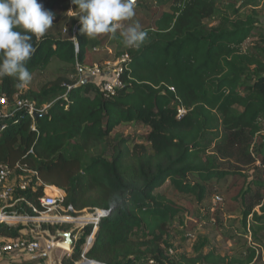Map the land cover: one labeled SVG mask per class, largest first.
I'll list each match as a JSON object with an SVG mask.
<instances>
[{
	"label": "trees",
	"instance_id": "trees-1",
	"mask_svg": "<svg viewBox=\"0 0 264 264\" xmlns=\"http://www.w3.org/2000/svg\"><path fill=\"white\" fill-rule=\"evenodd\" d=\"M38 2L56 14L54 21L65 11L74 14L66 35L51 25L35 42L29 71L43 72L58 59L77 78L60 76L38 90L16 89L12 78L0 79V94L12 110L19 95L47 111L35 118L15 110L0 118L6 125L0 164L37 173L25 194L35 206L44 195L38 177L63 189L66 207L110 210L85 253L91 226L61 264H82L83 254L99 264H258L253 246L235 256L210 250L176 259L164 240H173L177 227L195 229L192 216H200L169 190L204 209L216 191L233 190L244 228L252 222L253 242L264 247L258 236L264 231V24L253 8L260 0H136L134 16L116 34L94 39L80 33L71 0ZM137 23L147 38L139 49L126 48L119 33ZM102 44L110 61L127 55L121 86L109 96L103 76L84 75L94 65L90 52ZM127 124L147 132H117ZM141 137L148 148L138 144ZM21 207L24 202L16 204ZM23 228L0 224V235L25 237Z\"/></svg>",
	"mask_w": 264,
	"mask_h": 264
},
{
	"label": "built area",
	"instance_id": "built-area-1",
	"mask_svg": "<svg viewBox=\"0 0 264 264\" xmlns=\"http://www.w3.org/2000/svg\"><path fill=\"white\" fill-rule=\"evenodd\" d=\"M135 3L136 0H134ZM70 14L73 15L74 13L70 11ZM63 32L68 33L66 27ZM74 34L75 30L72 35L73 40H75ZM126 59L127 55L116 61H110L106 64V69L99 64L87 66L85 67L84 75L89 78L103 76L102 89L104 93L108 96L113 95L117 88L121 86L122 62ZM0 106H10L4 95L0 96ZM15 110H25L32 117H34L35 112H40V110L35 108L33 102L18 95L15 98L13 110L10 108L7 113L0 112V118L8 116ZM182 112L183 110H180V114ZM5 127V123L1 122L0 119V131ZM34 175L37 176L35 171H31L21 164H17L15 167L0 164V224L24 226L22 232L26 235L25 237L21 236L0 242V257L21 252L34 257L50 258L57 248L69 254L72 251L71 248L81 238L84 228L91 226V232L84 242L83 253H85L94 242L101 219L110 210L92 208L77 212L72 206L66 207L63 189L52 184H46L38 177L37 184L43 186L44 195L39 198V206H35L25 199V194ZM16 193L19 194L17 197H15ZM19 202H24L25 207L17 209L16 204ZM27 208H30L31 211H27ZM53 225H69L71 228L68 232L71 233L73 243L69 244L63 237H59L61 232L67 231L58 230L56 233L51 232L48 227ZM89 262V259H86L83 254L81 263L89 264Z\"/></svg>",
	"mask_w": 264,
	"mask_h": 264
},
{
	"label": "rangeland",
	"instance_id": "rangeland-1",
	"mask_svg": "<svg viewBox=\"0 0 264 264\" xmlns=\"http://www.w3.org/2000/svg\"><path fill=\"white\" fill-rule=\"evenodd\" d=\"M259 3L257 7L253 8L259 11L258 18L261 23L264 24V0H260ZM245 11L250 12L251 8L248 7ZM71 16L73 15L65 11L52 25L56 30H59L62 35H66L67 33L63 32V29L68 26L69 19L67 18ZM254 40L255 38L249 39L245 43V46L248 47ZM89 57L93 64H99L104 69L107 68L106 64L110 62V60L107 59V47L104 44L93 49ZM71 68L70 65L58 59H54L45 71L37 72L32 75V80L25 86V90H38L45 83L55 80L60 76L77 78V76L71 74ZM0 96L2 95L0 94ZM10 108L11 106H0V112L7 113ZM117 132L124 135L132 134L142 136L146 134L147 128L141 125L127 124L119 127ZM137 142L138 144H143L146 148L149 147V144L144 141L143 137L138 138ZM167 187L168 183L160 188L159 191H163ZM169 192L172 198L185 206L191 213H194L195 216L200 214L198 217L192 216L193 220L198 221V225L195 229L190 231L177 227L174 230V239L164 240V248L170 256L177 259L182 254L195 256L200 252H208L210 250H214L225 256H235L244 251L245 247L253 246L257 248L260 256L257 263L264 264V247L260 248L253 242L252 231H249L252 222H250L248 230L244 228L242 223V212L236 200V191H216L214 196L207 200V204L204 206L207 207L206 209L202 208L196 200L182 199V197L174 191L169 190ZM194 218H198V220ZM48 228L51 232L56 233L58 230L69 231L71 227L69 226L66 229H62L60 226L55 225V231H52L53 229L51 227ZM258 236L264 240V231L260 232ZM6 239L8 238L0 235V242ZM67 254L68 253H65V251L60 248H57L50 258L34 257L26 253L17 252L0 257V264H61L63 258Z\"/></svg>",
	"mask_w": 264,
	"mask_h": 264
},
{
	"label": "clouds",
	"instance_id": "clouds-1",
	"mask_svg": "<svg viewBox=\"0 0 264 264\" xmlns=\"http://www.w3.org/2000/svg\"><path fill=\"white\" fill-rule=\"evenodd\" d=\"M76 5L79 31L87 38L116 34L121 22L134 14V0H71ZM55 13L38 0H0V79L10 77L22 89L32 80L27 62L39 41L53 24ZM126 48L139 49L147 32L137 23L120 31Z\"/></svg>",
	"mask_w": 264,
	"mask_h": 264
},
{
	"label": "water",
	"instance_id": "water-1",
	"mask_svg": "<svg viewBox=\"0 0 264 264\" xmlns=\"http://www.w3.org/2000/svg\"><path fill=\"white\" fill-rule=\"evenodd\" d=\"M47 113V111H45V112H35L34 113V117L35 118H38L39 116H42V115H44V114H46ZM59 237H63L64 239H65V241L67 242V243H69V244H72L73 243V241H72V238H71V233L70 232H61L60 234H59ZM90 262H89V264L90 263H96V264H98L97 262H95V261H92V260H89Z\"/></svg>",
	"mask_w": 264,
	"mask_h": 264
},
{
	"label": "crops",
	"instance_id": "crops-1",
	"mask_svg": "<svg viewBox=\"0 0 264 264\" xmlns=\"http://www.w3.org/2000/svg\"><path fill=\"white\" fill-rule=\"evenodd\" d=\"M98 79H96V81H97Z\"/></svg>",
	"mask_w": 264,
	"mask_h": 264
}]
</instances>
